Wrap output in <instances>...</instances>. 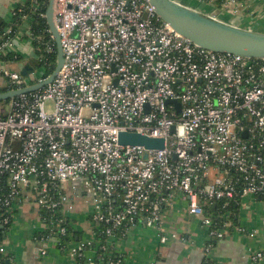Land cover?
<instances>
[{"label":"built area","instance_id":"1","mask_svg":"<svg viewBox=\"0 0 264 264\" xmlns=\"http://www.w3.org/2000/svg\"><path fill=\"white\" fill-rule=\"evenodd\" d=\"M235 3L227 0L225 8ZM54 21L61 70L42 89L11 99L0 118V225L11 222L1 217L24 197L45 228L40 211L67 216L80 185L92 199L94 235L70 242L67 252L75 264H98L97 235L113 252L116 240L138 225L168 243L165 209L180 202L200 218L211 242L230 231L207 214L209 204L224 202L225 209L230 201L253 198L264 207V58L194 44L162 20L150 0H55ZM12 30L5 29L0 53L12 50ZM1 66L0 89L47 78L34 72L31 80ZM121 133L162 139L164 147L122 145ZM225 223L230 227L232 220ZM235 227L250 238L261 233ZM60 232L67 234L64 226ZM41 241L35 253L45 257L52 240ZM0 255L9 256L4 242ZM263 260L264 251H255L250 264Z\"/></svg>","mask_w":264,"mask_h":264},{"label":"crops","instance_id":"2","mask_svg":"<svg viewBox=\"0 0 264 264\" xmlns=\"http://www.w3.org/2000/svg\"><path fill=\"white\" fill-rule=\"evenodd\" d=\"M31 0H0V19L10 24L18 7ZM33 1V0H32ZM188 4L206 14L218 12L217 19L237 28L264 33V0H236L235 6L225 8L216 3L187 0ZM11 51L21 54L23 63L14 64L21 71L24 63L35 60V48L30 33V23L26 19L11 39ZM0 63V79L3 78ZM68 186V193L71 189ZM74 210L69 214L77 235L92 238V199L83 187L76 185L73 194ZM12 220L3 241L8 248V264H75L67 251L60 250L54 242H49L48 253L39 257L35 248L41 245L40 233L43 230L38 212L24 197L11 209ZM165 232L170 236L168 243H161L155 231L138 225L132 228L125 239L116 240L115 251L123 255L122 264H203L206 261L220 264H250L251 254L264 251V207L249 198L238 207V220L234 230L222 240H209L201 220L188 214L184 203L165 209ZM235 226L248 229L261 228L256 238L241 234ZM184 235L182 239L179 235ZM78 237V236H77ZM213 243L209 252L208 245ZM259 264H264V260Z\"/></svg>","mask_w":264,"mask_h":264},{"label":"water","instance_id":"3","mask_svg":"<svg viewBox=\"0 0 264 264\" xmlns=\"http://www.w3.org/2000/svg\"><path fill=\"white\" fill-rule=\"evenodd\" d=\"M150 3L162 20L194 44L208 51L232 54L248 59L264 58V33L234 27L218 20V12L209 15L183 6L174 0H150ZM54 6L55 0H49L45 15L49 31L53 37L52 45H55L57 49V62L54 71L43 81L25 88L0 92V102L42 89L52 83L61 70L64 64V53L54 21ZM1 23L2 20L0 19ZM32 62L37 63L36 60H32ZM20 72L23 77L35 80L33 68L24 67ZM177 105L180 106L178 103ZM119 143L122 145H141L147 149H161L164 147V140L151 139L136 133H121Z\"/></svg>","mask_w":264,"mask_h":264},{"label":"trees","instance_id":"4","mask_svg":"<svg viewBox=\"0 0 264 264\" xmlns=\"http://www.w3.org/2000/svg\"><path fill=\"white\" fill-rule=\"evenodd\" d=\"M49 0H31L27 4L20 6L14 13L13 20L10 24L1 23L0 24V43L2 42L1 37L4 34V31L7 27H11L13 30L9 34V39L14 38L17 29L23 24L24 17H27L30 23V33L33 38V46L35 48V57L37 63L32 61L24 63V67L33 68L35 72H38V77H48L55 69L57 62V49L55 45L49 46L48 42L51 38V33L46 21V10ZM204 3H216L221 6L227 0H203ZM20 10V11H19ZM7 37V35H4ZM49 47V51L47 48ZM23 57L21 54H17L15 51L11 52H2L0 53V62L14 69V64L23 63ZM13 65V67H12ZM41 73V74H40ZM4 77V75H3ZM9 91V88H1L0 92ZM10 100L1 101L0 103L9 104ZM7 114V113H6ZM6 114L0 115V118L6 116ZM3 192H6L4 190ZM240 201H230L227 205V208L224 207V202H219L218 204H209L206 208L207 214L213 213L214 222L218 224V228L222 230L232 231L234 230V225L238 220V207ZM12 210L6 209L4 216L1 219H4L6 216L12 220ZM43 222L46 224V227L43 228L40 233L41 238H49L56 244V247L60 250L67 251V246L70 242H76L83 239L84 237L77 235L76 230L71 224L70 219L68 218L69 214L65 216L59 212H49L46 210L40 211ZM230 218L232 220V225L229 227L225 223V218ZM65 219L62 223L67 230L66 236L61 235V224L60 219ZM11 223L9 222L6 225H0V243L3 241L4 235L8 230V227ZM217 226V225H216ZM78 236V237H77ZM99 245L93 246V249L97 251L98 259L96 260L98 264H108L110 260L119 259L117 252H113L110 247H107V239L103 236L97 235ZM106 246V249L102 247ZM9 256L0 255L1 264H8ZM123 260V258H122ZM209 261H207L208 263Z\"/></svg>","mask_w":264,"mask_h":264},{"label":"rangeland","instance_id":"5","mask_svg":"<svg viewBox=\"0 0 264 264\" xmlns=\"http://www.w3.org/2000/svg\"><path fill=\"white\" fill-rule=\"evenodd\" d=\"M36 75L38 76V72H36ZM8 110H9V105L8 104L0 103V115H2V114L5 115L8 112Z\"/></svg>","mask_w":264,"mask_h":264}]
</instances>
